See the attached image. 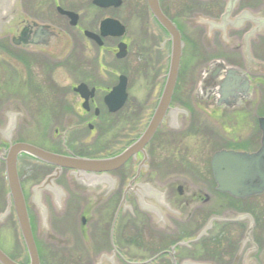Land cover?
<instances>
[{"label":"flooded vegetation","instance_id":"flooded-vegetation-1","mask_svg":"<svg viewBox=\"0 0 264 264\" xmlns=\"http://www.w3.org/2000/svg\"><path fill=\"white\" fill-rule=\"evenodd\" d=\"M95 1L16 0L17 16L0 34V57L14 75L19 72V76L12 77V83L30 91L32 97L43 90V68L50 66V73L58 69L60 48L48 50L25 43L16 46L15 39L27 29L36 38L37 25L46 26L59 36L61 32L53 25L59 18L67 22L72 34L71 84L66 89L51 80L54 91H66L72 100L55 101L46 107L35 101L31 105L36 113L33 111L32 115L26 111L25 103L23 107H6L23 112V120L17 122L22 121L25 138H14L12 144L88 161L124 158L120 165L105 167L106 170L77 171L37 161L27 154L19 156L37 165L36 183H32V169L23 181L19 176V183L38 264H264V189L243 198L234 197L220 190L211 166L212 157L218 152L252 154L260 149L258 118L260 134L255 142L250 136H241L250 135L254 95L256 90H264V70L256 73L242 59L250 95L239 96L234 103L219 102L218 96L203 93L198 87L201 71L195 87L187 86L181 26L187 24L188 16L183 8L175 11L170 0H157L160 13L179 35L181 53L170 101L153 135L142 143L165 88L171 36L152 15L146 0H118V5L107 7L103 5L108 0L99 4ZM192 4L204 8L199 12L202 14L193 17L196 24L199 18L218 20L215 29L209 26L214 29L210 34L206 30V38L210 37L212 43L217 37L226 52L241 57L245 46L251 54L256 47L262 51L264 0H194ZM222 4L223 12L215 16L214 10L221 11ZM227 8H231L229 20L233 21L221 23ZM246 10L256 15L255 19L240 21ZM62 12L75 16L73 25ZM106 21L116 22L122 28L121 34L114 36L118 31L103 28ZM201 26L193 29L204 31ZM211 46L208 49L214 52L216 48ZM121 80L126 98L118 110L111 111L117 104L105 99ZM79 87H84L83 95L76 91ZM208 109L210 113H206ZM45 116L48 134H43L40 127ZM205 116L211 124L220 125L228 137L204 128ZM13 123L14 117L9 125ZM34 126L38 131L33 135ZM17 130L16 127L13 137ZM29 137L39 139L33 142ZM43 137H51L49 146H45ZM0 144V164L5 170L4 158L10 146ZM29 187L32 205L46 218V227L41 224L37 234L24 191ZM79 199V229H50L52 222L68 218V207ZM5 202L4 212L8 208L7 196ZM12 214L15 216L11 205L6 217ZM107 218V228H99L98 224ZM209 223L211 226L203 235ZM19 238L23 246L20 254H3L14 264H29L20 234Z\"/></svg>","mask_w":264,"mask_h":264},{"label":"water","instance_id":"water-1","mask_svg":"<svg viewBox=\"0 0 264 264\" xmlns=\"http://www.w3.org/2000/svg\"><path fill=\"white\" fill-rule=\"evenodd\" d=\"M96 0V4H99ZM105 1V0H104ZM109 2L104 3V7L111 5H118V0H108ZM150 12L155 17L157 22L164 28L172 40V52L170 67L168 70L167 80L162 97L159 102V106L152 118L149 126L143 134L141 142L147 141L154 133L157 125L161 121L162 114L167 107L171 94L175 85L177 76V70L179 66V59L181 53V42L179 35L173 25L165 19L160 13L158 8L157 0H146ZM231 8H228L226 14L222 17L221 23H225L227 15ZM18 9L16 6V0H0V34L5 32L9 27V22L17 16ZM64 16L71 20V25L75 22V16L71 13L62 12ZM240 21L245 19H255L243 14ZM239 18V19H240ZM251 18V19H250ZM236 20V21H239ZM14 22V21H13ZM212 28H216V24L206 21ZM36 26V24H34ZM106 30L115 29L118 31L114 36L120 35L122 28L116 22L106 21L102 25ZM31 29L25 30L18 38L15 39V45L20 46L21 43L35 45L43 47L44 49L50 50L52 47L61 46L60 37L53 31L49 30L46 26H39L35 28V34L31 35ZM244 54L247 60L248 66H255L259 70H264V64H258L251 60L249 56L248 47L245 46ZM198 87L203 93H209L210 95L218 96L219 102H237L239 96H248L249 91V80L245 74L234 69L225 67L221 62L211 63L207 70L201 73V79ZM83 88L79 87L76 91L83 95ZM199 94V93H198ZM126 98L125 95V84L121 80L120 84L112 90V92L106 97V102L116 103L117 105L111 108V111L118 110L124 103ZM247 100V99H246ZM258 127L261 131V147L257 153L246 154V153H235V152H219L215 154L211 161V166L215 178L218 180L220 190L230 193L234 197L243 198L246 196L254 195L261 192L264 189V118L258 119ZM21 153L28 154L37 160L43 161L44 163L55 165L62 168L73 169V170H91V171H102L106 170L108 166H118L124 160L123 157H116L107 161H88L78 158H65L55 156L52 154L45 153L41 150L33 148L25 144H16L12 146L6 156V180L9 188V196L11 199L16 217L21 232L23 241L25 243L30 264H38L36 249L31 237L29 222L21 194L18 176L16 171L17 156ZM0 264H14L10 262L0 252Z\"/></svg>","mask_w":264,"mask_h":264},{"label":"rangeland","instance_id":"rangeland-1","mask_svg":"<svg viewBox=\"0 0 264 264\" xmlns=\"http://www.w3.org/2000/svg\"><path fill=\"white\" fill-rule=\"evenodd\" d=\"M87 1L89 0H84L85 3ZM132 2L133 0H127V3H132ZM192 2H194V0L193 1L192 0H170L171 7L175 11H180V9L183 8L184 9L183 11L188 16L187 24H184L183 26H181L183 37H184V43H185L184 62L187 67L185 70H186V73L188 74V75L186 74V76L188 77V79L186 78L188 80L187 86L191 88L195 87L198 81L199 72L201 71L200 72V76H201L204 65H206L211 60H214L213 63L214 62H222V63L225 62L228 65L238 66L241 69L239 70L243 72L242 71L243 70V61H242L243 58L245 60V63L247 64V60L244 54H243V57H241L239 54L231 55L228 52H226L220 44H218L219 41L217 37H214V43H212V41L209 40L210 37L206 38V30L208 34H210L209 32L213 31L214 29L212 30L211 28H209L208 23H205V22L208 21L211 23H217L218 20L215 21L209 18L208 19L199 18V24L202 25L201 27L205 28V30L203 31L202 29H198V30L193 29L194 26H200L199 24H196L195 21L197 19L193 17L200 11H204V8L202 6H195V5L193 6ZM222 8H223V4L221 7V11L214 10L216 11L215 16H219L223 12ZM199 14H202V13H199ZM246 14L250 15V17H253V18L256 17V15L252 14V12L247 11V10H246ZM230 15L227 16V21L229 23L233 21L232 18L231 20H229ZM210 17H212V15H210ZM53 25H55V27L61 32L63 36V42L59 49L60 59H59L58 69H55L54 73H50L51 72L50 66L48 68L47 67L43 68L41 72L43 90L36 97L34 96L32 97L30 91L28 93L24 90H21L22 88L18 87L16 83H12V80H13L12 77L16 78V76H19L18 75L19 72H17L15 76L13 74V70L7 65L6 62L3 61V57H0V143L2 144L8 142L6 138L7 137L6 133L10 128H12L10 131V135H11V133L15 132L16 127H17L18 129L17 136L14 137L17 140L25 138L23 137V135L24 133H26L24 131L22 121L16 122L17 119L23 120V112L18 111V110L15 112L9 108H6L9 105H17V104L22 105V103H25L24 106L27 109L26 111L30 115H32L33 111L35 112V109H34V106L31 104H33V102L35 101L43 104L44 107H46L48 104L55 102V101L61 102L62 100L63 101L72 100L70 95L66 94V91L65 92L59 91L57 93L56 91L52 89L51 80L53 79L54 81H56V83L60 87H65L67 89L70 86L71 82H70V76H69V55L73 47L71 45L72 44L71 43L72 34L70 32L67 22L59 18L53 22ZM211 44H213L216 48L214 52L208 49L209 45L211 46ZM249 56L251 57L253 61L264 64V43H263L262 51L260 50V48H257V47L253 48L252 54L249 53ZM10 78H11V81H10ZM199 82H200V79L198 81V84ZM262 83L264 85V80H262ZM254 101L255 102L251 110L253 116H252V119H249L251 126L248 127V130L250 131V135L241 136V137L250 136L252 137V141L255 142V139H256L255 137H259V134H260L258 131L257 125H256V119L259 117H264V90H261V91L260 89L256 90L255 95H254ZM210 112H211V109H208L206 113H210ZM9 116L11 118L14 117V121L16 122L15 124L13 123L12 126L9 125V122L11 119V118L8 119ZM204 118L207 120V121L205 120L204 128H207L208 130L213 131L216 135H219L220 137H223V135H225V137H228L227 133L226 134L223 133L220 125L217 126V125L211 124L212 121H210L209 118H206V116ZM46 119L47 117L45 116L44 121L40 122L41 124L40 127L42 128L41 131L43 134L50 133L48 127L46 128V125H45ZM37 131L38 130L34 126L31 133H33L34 135L35 133H37ZM207 131L205 130L203 131L205 135L208 133ZM241 132L242 133L240 134L244 133L243 129H241ZM36 138L39 139L38 137H29V139L32 140L33 142H36ZM50 138L51 137H43V142L45 146H49V143H51ZM2 154L3 152L0 155ZM36 166L37 165L34 161H31L23 157L19 158L17 169L19 172L18 173L19 176L22 178V181L24 180V177L26 176V174L33 170V173H31L30 175H31V178L35 181L32 183H36V179H34L35 173H36L35 170H37ZM30 188L31 187H29L28 189H24V191L26 192V195L28 196L27 205L30 210V215L32 218L33 230H34V233L37 234L38 229L40 230L41 224L46 227V218H45L44 212H42L40 209H37L36 205H32L31 198H30L32 195V192L30 191ZM7 194H8V188H7L6 179H5L4 165L0 164V215L5 210V207H6L5 200H6ZM81 201L82 200L79 199L73 202L70 205V207H68L69 209L68 218L64 219L65 218L64 217L57 222H54V223L52 222L49 228L57 229L60 231L78 230L79 227L81 226L80 216H79V213L82 211ZM107 224H108V218L104 219V222L99 223L98 225H99V228L105 229L107 228L106 227ZM98 225H97V228H98ZM130 227L133 228V226L131 225L127 226V228H130ZM0 250L5 254H8L9 252H11V255L13 257L18 256L21 250H23L22 242L19 238L18 226L16 223L15 216L13 214L10 217H6L3 221L0 222Z\"/></svg>","mask_w":264,"mask_h":264}]
</instances>
